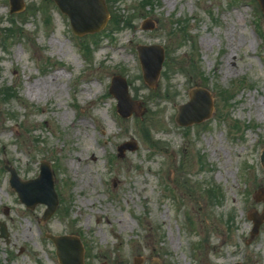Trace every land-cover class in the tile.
<instances>
[{
  "label": "rangeland",
  "instance_id": "rangeland-1",
  "mask_svg": "<svg viewBox=\"0 0 264 264\" xmlns=\"http://www.w3.org/2000/svg\"><path fill=\"white\" fill-rule=\"evenodd\" d=\"M25 3L12 13L0 0V264H60L48 232L78 236L85 264H264V224L253 238L249 219L264 188L257 1L107 0L108 23L84 36L53 0ZM154 43L168 55L155 88L137 50ZM118 73L140 101L126 118L109 92ZM198 86L215 112L183 127L179 105ZM42 160L60 199L44 222L46 205L28 208L7 169L32 179Z\"/></svg>",
  "mask_w": 264,
  "mask_h": 264
},
{
  "label": "water",
  "instance_id": "water-1",
  "mask_svg": "<svg viewBox=\"0 0 264 264\" xmlns=\"http://www.w3.org/2000/svg\"><path fill=\"white\" fill-rule=\"evenodd\" d=\"M62 11L67 13L72 21L76 33L84 35L100 31L108 22L110 12L106 0H55ZM264 12V0H258ZM12 11L24 8V0H11ZM144 29L155 28V22L150 19L144 21ZM143 65L144 77L153 87L157 86L161 69L165 60V49L162 45H140L138 47ZM110 92L118 99V111L121 115L128 117L138 107V101L132 99L128 89L126 78L115 75L112 79ZM215 110L214 97L210 90L197 87L190 91V100L179 107L177 121L179 124L188 126L200 123L210 118ZM135 149V143L126 142L119 149L121 155L126 149ZM262 163L264 164V150L262 152ZM12 183L18 191L20 199L30 207L37 203H46L48 208L43 219H48L58 206V195L54 187V176L50 164L42 161L39 177L32 180H22L15 169L11 168ZM264 195L263 189L258 191L257 199L261 200ZM250 217L254 220L252 236L260 231L264 222V210L260 214L253 211ZM2 235L8 237V232L2 224ZM57 248V255L61 264H84V249L80 239L74 235L48 234ZM240 264V263H236Z\"/></svg>",
  "mask_w": 264,
  "mask_h": 264
},
{
  "label": "bare ground",
  "instance_id": "bare-ground-1",
  "mask_svg": "<svg viewBox=\"0 0 264 264\" xmlns=\"http://www.w3.org/2000/svg\"><path fill=\"white\" fill-rule=\"evenodd\" d=\"M60 75H61V74L55 75V76L52 78V81H53V82H56V80L59 78ZM90 151H91L93 154H97L96 150H94V149H91ZM81 161H83V159H82ZM119 261L122 262L123 260L120 258Z\"/></svg>",
  "mask_w": 264,
  "mask_h": 264
}]
</instances>
